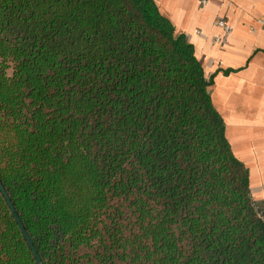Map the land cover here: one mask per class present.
I'll use <instances>...</instances> for the list:
<instances>
[{"label":"trees","instance_id":"obj_1","mask_svg":"<svg viewBox=\"0 0 264 264\" xmlns=\"http://www.w3.org/2000/svg\"><path fill=\"white\" fill-rule=\"evenodd\" d=\"M209 84L154 0H0V182L43 264H264ZM0 264H37L1 192Z\"/></svg>","mask_w":264,"mask_h":264},{"label":"crops","instance_id":"obj_2","mask_svg":"<svg viewBox=\"0 0 264 264\" xmlns=\"http://www.w3.org/2000/svg\"><path fill=\"white\" fill-rule=\"evenodd\" d=\"M154 1L193 46L231 151L264 210V0Z\"/></svg>","mask_w":264,"mask_h":264},{"label":"water","instance_id":"obj_3","mask_svg":"<svg viewBox=\"0 0 264 264\" xmlns=\"http://www.w3.org/2000/svg\"><path fill=\"white\" fill-rule=\"evenodd\" d=\"M0 192H1L2 196L4 197L6 203H7L8 207H9V209L11 211V214H12L14 220L16 221L20 231L22 232L24 238L26 239V242H27L28 246L30 247V249H31V251H32V253H33L34 257H35L37 264H43L41 262L39 256H38L35 248L33 247V244L31 242V240H30V238H29V236H28V234H27V232H26V230H25V228H24V226H23L18 214L16 213V211H15V209H14V207H13V205H12V203H11V201H10V199H9V197H8L4 187H3V185L1 184V182H0Z\"/></svg>","mask_w":264,"mask_h":264},{"label":"built area","instance_id":"obj_4","mask_svg":"<svg viewBox=\"0 0 264 264\" xmlns=\"http://www.w3.org/2000/svg\"><path fill=\"white\" fill-rule=\"evenodd\" d=\"M205 1V0H204ZM227 28V27H226ZM228 29V28H227Z\"/></svg>","mask_w":264,"mask_h":264}]
</instances>
